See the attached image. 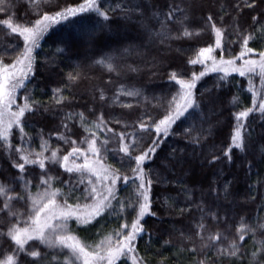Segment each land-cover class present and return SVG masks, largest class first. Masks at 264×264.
Returning a JSON list of instances; mask_svg holds the SVG:
<instances>
[{
	"label": "trees",
	"instance_id": "obj_1",
	"mask_svg": "<svg viewBox=\"0 0 264 264\" xmlns=\"http://www.w3.org/2000/svg\"><path fill=\"white\" fill-rule=\"evenodd\" d=\"M37 2L38 0H14L16 7L12 12H0V21L14 16L15 23L24 24L32 18L26 14L25 9ZM48 2L59 3L63 8L82 4L84 0ZM246 2L247 0H98L105 11L118 4L120 7L115 12H109L108 21H104L95 12L80 13L78 17L70 19L76 20L82 16L91 17L93 21H103L106 27L100 35L106 46L104 50L119 49L122 53L114 61L116 71H109L105 65L88 59L92 53L77 42L71 43L67 48L64 44H58V38L67 35L70 26L67 21L51 24L35 49V74L30 76L25 88L17 91L18 104H22L27 95L38 107L26 113L28 124L24 129L26 135L23 143L19 130L14 127L12 144L35 153L41 151V143L47 142L50 149L59 147L62 155L70 149L61 136H69L76 139L79 146L87 148L86 143L80 144L81 140L89 138L85 128L92 129L101 113L115 133L138 132L139 121L146 116L158 119L171 96L176 93L178 85L174 86L175 82L169 80L171 72L176 71L183 74L184 78H190L191 73L198 74L209 67L208 62L207 65H192L188 61L195 59L201 48L215 46L213 22L224 32V50L215 49L212 53L217 60L221 55L225 59L238 56L242 36L253 32V29L256 33L260 31V24H255L252 20V17L258 16L259 10L247 8ZM136 5L142 6V16L135 10ZM170 6L179 8L180 11L171 19H165ZM121 9L129 11L127 18ZM209 15L213 17L211 22L207 19ZM184 28H188L192 35L177 39ZM249 46L262 50L264 39L250 41ZM22 48V39L0 23V61L12 63ZM57 48L63 51L58 52ZM163 48L172 50L166 57H162V64H156L161 59L156 54ZM156 56L160 57L159 60L152 66L143 68ZM102 58L98 56L95 59ZM70 72L76 76V80H68ZM55 89H60V94H56ZM101 91L104 94L103 101L99 99ZM133 91L139 95H128ZM195 91L200 104L197 109L198 118L190 117L189 123L183 126L188 128L191 125L195 130L191 131V135H184L182 128L180 134L170 135L162 145L165 152H170L173 148L183 149L178 153L183 158L181 163L162 172L159 168L160 160L146 163V170L160 172L161 179L153 180L151 211L156 215L147 214L141 221L145 232L138 238L137 248L149 264H197L206 260L216 261V264H251L252 252L259 249L260 242L264 241V140L261 139L264 136V115L254 109L246 120L238 122L236 113L253 106V92L257 94L258 108L259 100L264 97V86L258 74L240 76L239 73L207 71L197 81ZM59 95L65 98L61 104L57 103ZM209 96L215 100V110L211 112L205 108ZM66 113L70 116L67 121L70 131L61 126ZM80 113L84 117L83 127ZM238 123L245 125L243 132L246 147L244 150L234 147L229 162L225 152L231 145V136ZM201 128L202 132L199 131ZM77 131L79 136H72ZM108 136L111 139L107 150L101 151L103 163L131 175L130 165L119 151L121 145L118 137L102 133L100 141ZM144 141H148L147 134L144 135ZM47 153L49 152H45V155ZM213 155L218 159L213 161ZM15 159H18V154L14 150H7L0 141V173L3 174L0 175V182L7 183L4 176L10 178L19 174V170L12 167ZM56 168L63 173L64 170L58 165ZM40 171L42 170L38 166L27 165L26 172L22 174L23 180L18 184L7 185L15 189L8 195L15 197L17 193L23 194L26 180L30 182L28 191L35 197L38 194L36 176ZM50 174L54 176L57 173L52 171ZM73 175L75 184L76 174ZM61 178L66 179L67 174ZM53 187L61 188L64 192L68 190L67 186L58 182H53ZM84 187L85 185H77L75 196H80V190ZM136 196V184L132 181L127 185L123 182L118 184V199L126 204H135ZM6 199L0 193V207H3ZM75 202V199L69 200V203ZM8 203L13 212L25 211L23 202L12 200ZM79 203L82 209L85 205L88 206L84 198ZM112 203L115 211L105 210L92 221L94 226L77 224L73 219L70 222L71 234L87 245L99 243L118 227L117 213L120 208L116 201ZM127 212H131V208H127L126 214ZM134 217L135 213L132 212L128 216L129 222ZM6 219L11 217L0 214V231H6ZM18 219L20 226L26 225V216L20 215ZM119 222H123V219ZM201 224L202 229L199 227ZM241 234H244L243 241L238 239ZM217 235L220 236L219 241L210 239ZM165 241L168 243L165 244ZM190 241H194L197 246L196 253L191 252ZM233 241L241 244V251L247 250V255L224 257L222 260L217 255V249L227 251ZM39 250L44 256L41 264H68L71 260L67 250L60 252L56 247L49 249L43 246H39ZM10 254L8 245L0 240V261ZM128 264H131V260Z\"/></svg>",
	"mask_w": 264,
	"mask_h": 264
},
{
	"label": "snow or ice",
	"instance_id": "obj_2",
	"mask_svg": "<svg viewBox=\"0 0 264 264\" xmlns=\"http://www.w3.org/2000/svg\"><path fill=\"white\" fill-rule=\"evenodd\" d=\"M245 6L253 11L259 10L258 16L252 17L255 24H260V31L256 33H248L242 36L241 50L238 56L225 59L223 55L219 60L212 53L215 49L224 50L223 35L221 28L216 27L212 23V28L216 35L215 46L201 48L195 59H190L189 64H204L207 65L211 61V66L206 67L205 71L198 74L191 73L190 78H184L183 74L173 71L169 75V80L174 81V86L178 85L177 91L171 96L168 101L165 111L159 115L158 119L151 116H146L138 123L139 131L131 133L120 132L115 133L114 129L108 126L109 122L104 119V114L98 117L92 125V129L85 128V132L89 133V138L81 140L80 144H87V148L78 145L76 139L69 136H61V139L69 146L68 151L61 155L59 147L50 149L47 142L40 145L41 151L31 153L23 146H14L11 141L13 128H17L20 132L21 143L24 141L26 133L25 127L28 124L26 113L38 107L36 102L31 101L29 96L24 97V102L18 104L16 102L18 89L25 88L31 75L35 74V49L39 46L38 41L44 37V33L48 31L51 24H59L61 21H67V35H61L58 38V44H64L67 48L71 43L77 42L91 52L92 55L88 59L93 60L97 64H103L109 71H116L117 65L114 63L116 56L122 55L119 49H109L105 51L103 39L100 33L105 30L103 21H93L91 17H79L76 20L70 17H78V14L85 12H95L99 17H103L104 21L109 20V12H115L120 5L110 8L105 11L98 0H84L82 4H75L69 7H60L59 3L52 4L48 0H38L37 3H32L25 9L26 14L32 18L25 21L24 24L15 23L14 16L0 21L5 25L11 33L16 37L23 39V48L12 61L7 64L0 61V141L7 147V150L15 151L18 154V159L12 163V167L19 170V174H14L10 178L4 176V182H0V193L7 197L0 207V214L6 219V231H0V240L8 245L7 255L0 264H41L44 256L39 250L40 245L45 247H61L70 250L72 260L80 261L81 264H149L145 256L139 254L137 248V240L144 234V223L141 221L147 214L156 215L151 211V188L154 179H161V173L154 169L146 170V163L151 161L156 163L160 160L159 168L162 171H168L170 168L181 163L182 157L178 155L183 149L173 148L170 152H165L163 142L170 135L180 134L183 128L184 135H191V131L195 130L190 127L184 128L185 123H189V118H198L197 109L200 104L196 98L197 81L203 77L207 71H223L227 73L238 72L240 76L258 74L262 86H264V49L257 50L249 46V42H255L257 39H264V0H247ZM16 7L14 0H0V12H12ZM237 7H240L237 5ZM135 10L142 16L144 14L141 5H136ZM123 15L127 18L129 11L121 9ZM180 11L179 8L171 7L166 14L165 19H171L173 15ZM208 21H212V15L207 17ZM34 21V22H33ZM62 27H65L62 25ZM255 33V35L253 34ZM192 35L188 28H184L179 33L177 39ZM58 52L62 49L57 48ZM102 59H95L96 57ZM237 61L241 63L237 64ZM138 71V69H131ZM68 80H76L70 72ZM251 83V82H250ZM56 94H60V89L54 90ZM128 95H139L138 92H129ZM99 99L104 100V94L101 91ZM65 101L62 95H59L58 104ZM252 107L236 113V119L239 122L241 119H247L250 113L255 110L264 115V97L259 100L257 108V94L253 92ZM215 100L209 96L205 108L215 110ZM130 107V105H129ZM201 111H203L201 109ZM83 127V114L80 113ZM70 119L69 114H65V120L61 126L70 131L67 121ZM119 123V121H117ZM175 126V127H174ZM245 125L238 123L231 136V145L225 152L229 162L232 159L233 148L244 150L245 135L243 132ZM200 132L203 131L201 128ZM111 133L118 137L120 143L119 151L124 154V158L130 165L131 175L122 172L119 168L106 166L101 157V151L107 150V145L111 136L100 141L101 134ZM59 135V133H57ZM148 135V141H144V135ZM72 136H79L78 131L73 132ZM264 140V136L261 137ZM98 141H100L98 145ZM198 142V141H196ZM143 144V146H141ZM45 152H50V155H45ZM163 155L161 156V154ZM218 157L213 155L212 160H217ZM77 161H82L77 163ZM123 159L121 166L123 167ZM38 166L42 171L37 173L36 185L38 194L33 197L28 191L29 181H24L25 191L23 194L17 193L15 197L9 196V192L15 191L7 185L23 180V175L26 172V166ZM64 171L60 173L58 168ZM34 170V169H33ZM52 171H56V175H51ZM67 178H61L64 174ZM73 174H76V183H73ZM0 175H3L0 173ZM132 181L136 184V202L135 204H126L118 199V184L123 182L125 185ZM53 182H58L61 185L67 186V192L61 188L53 187ZM77 185H85L80 190V196H75ZM42 189V191H40ZM63 197V199H60ZM81 198L92 201L90 211L81 212L82 205L79 203ZM70 199H75V203H69ZM23 202L25 211L23 213L13 212L10 209L8 201ZM113 201L119 205L120 211L117 213L118 227L112 232L103 237L99 243L94 245L84 244L76 235L71 234L70 222L75 219L77 224L92 225V221L100 217L105 210L115 211ZM30 203V206H29ZM127 208H131V212H127ZM135 213V217L129 222L128 216ZM24 215L27 217L26 226L21 227L18 216ZM123 219V222H119ZM16 222L13 223L12 221ZM99 221H97L98 223ZM146 222V221H145ZM202 229L203 225H199ZM151 234H149L150 236ZM200 235V233H197ZM210 239L220 240V236L210 237ZM239 241L244 240V234L239 235ZM29 241H32L29 244ZM192 243L191 252L198 251L194 241ZM168 241H165L167 244ZM242 245L233 241L229 249L225 251L217 249V255L223 260L224 257H243L247 255V250H243ZM68 264H72L70 260ZM197 264H216V261L206 260L197 262ZM251 264H264V241L260 242V247L251 254Z\"/></svg>",
	"mask_w": 264,
	"mask_h": 264
},
{
	"label": "rangeland",
	"instance_id": "obj_3",
	"mask_svg": "<svg viewBox=\"0 0 264 264\" xmlns=\"http://www.w3.org/2000/svg\"><path fill=\"white\" fill-rule=\"evenodd\" d=\"M22 39V38H21ZM22 41H23V39H22ZM170 50H172V48H163L162 50H160V51H158L157 53L158 54H156V55H158V56H161V59L159 60V58L160 57H158V56H156L155 58H151L150 59V61H149V63L147 64V66H145V67H143V68H147V67H150V66H152V64L156 61V60H159V61H157V62H155L156 64H162V57H166L167 55H168V52L170 51ZM162 60V61H161ZM239 63H241V61H237V64H239ZM208 66L210 67L211 66V61H208ZM142 68V69H143ZM141 70V69H140ZM210 71V70H209ZM217 71H219V70H217ZM219 72H222V73H225V72H223V71H219ZM229 73H238V72H231L230 70L227 72V74H229ZM226 74V73H225ZM47 154H49L50 155V152L49 153H47ZM46 154V155H47ZM82 161H77V163H81ZM73 178H74V175H73ZM65 179V178H64ZM61 199V198H60ZM86 201L88 202V206L87 205H85L86 207L84 208V209H80V211L81 212H88V211H90L91 209H90V206H91V204H92V201H90V200H87L86 199ZM26 225H23V226H21V227H25ZM32 243V241H29V244H31ZM40 246H43V247H45L44 245H40ZM47 248H53V247H47ZM58 250H60V252L61 251H64V250H67L68 251V253H70V250L69 249H67V248H61V247H59V246H57L56 247ZM70 257H71V254H70ZM68 258V257H67ZM69 259H71V261H72V264H74V263H78V264H81V262L80 261H75V260H72V257L71 258H69ZM64 260H65V258H64Z\"/></svg>",
	"mask_w": 264,
	"mask_h": 264
}]
</instances>
